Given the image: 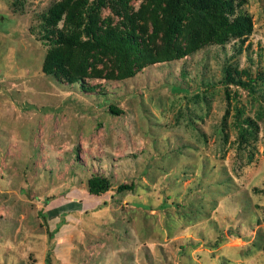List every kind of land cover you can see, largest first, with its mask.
<instances>
[{
    "label": "rangeland",
    "instance_id": "obj_1",
    "mask_svg": "<svg viewBox=\"0 0 264 264\" xmlns=\"http://www.w3.org/2000/svg\"><path fill=\"white\" fill-rule=\"evenodd\" d=\"M93 1L0 0V264H264V0H233L242 38L224 4L186 0L175 35L164 0H104L129 57L66 27Z\"/></svg>",
    "mask_w": 264,
    "mask_h": 264
},
{
    "label": "trees",
    "instance_id": "obj_2",
    "mask_svg": "<svg viewBox=\"0 0 264 264\" xmlns=\"http://www.w3.org/2000/svg\"><path fill=\"white\" fill-rule=\"evenodd\" d=\"M104 0H95L88 4V8L82 13V23H76L73 19V17L68 14L67 20H66V27H76L79 26L83 29L85 32V35L88 36L89 42H91V45L107 49L110 48V44L113 46H118L124 53V56H128V52L132 50H135L136 52L139 50V47H133L134 41L130 39V37H124L120 34H110L108 36L103 35L102 31H95L94 26L97 25V22L95 20V10L97 9V6H101L102 2ZM163 0H157V3L160 4ZM166 2V6L168 7V29L170 32H175V35L178 33L180 34L185 27H189L190 24L188 23L187 18L183 17L184 8H182L183 4L186 2V0H164ZM191 1V0H190ZM199 7L203 8L202 10L208 9L209 5H221L224 4L225 7L230 8L232 11L235 12L236 17L234 19L233 24H226L222 23V26L228 28L227 31H231L234 34L237 35L238 38H242L244 35H248L252 32L253 29V22L251 15L242 9H237L234 7V1L233 0H196V3ZM99 9V8H98ZM165 9V6H164ZM100 11V10H99ZM56 16H58L57 20H60L62 18V13L59 12L54 13ZM84 14V17H83ZM49 19V18H48ZM48 33V31H47ZM174 34V33H173ZM41 40L45 44H49L50 46H57V45H65V41L68 44L69 42H75V37H65L62 33H55L50 35L49 33L46 35H43ZM124 47V49H123ZM129 57V56H128ZM70 67H67L65 70H62V73L67 81L72 80H81L82 76L84 75H75V77H72ZM45 69L53 74H59L60 72L58 70L54 71L53 69L45 67ZM83 80V79H82ZM252 78L250 80L246 81L243 80L241 76H239L238 73H234L231 69H228L226 72L225 80L223 81L227 86L229 83L233 82L240 86H246L248 89H251L252 86ZM212 83H208L206 88L209 86H212ZM90 91L94 90L93 87L89 89ZM111 111L118 112V110L115 109L113 105L110 107ZM88 191L89 194L93 197L101 196L102 194L106 193L108 189L111 187V182H109V179L102 175L92 176L88 180ZM128 185L126 186H119L118 190L122 191L124 190ZM132 188V185H129V188Z\"/></svg>",
    "mask_w": 264,
    "mask_h": 264
}]
</instances>
